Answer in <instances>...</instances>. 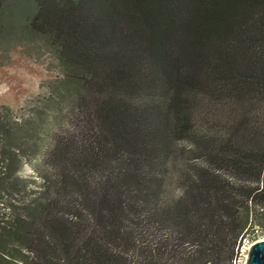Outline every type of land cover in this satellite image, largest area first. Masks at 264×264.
I'll return each mask as SVG.
<instances>
[{
    "label": "trees",
    "instance_id": "obj_1",
    "mask_svg": "<svg viewBox=\"0 0 264 264\" xmlns=\"http://www.w3.org/2000/svg\"><path fill=\"white\" fill-rule=\"evenodd\" d=\"M0 43L50 55L62 107H0V264H233L264 236V0H0Z\"/></svg>",
    "mask_w": 264,
    "mask_h": 264
},
{
    "label": "rangeland",
    "instance_id": "obj_2",
    "mask_svg": "<svg viewBox=\"0 0 264 264\" xmlns=\"http://www.w3.org/2000/svg\"><path fill=\"white\" fill-rule=\"evenodd\" d=\"M23 50L10 43H0V107H8L16 113L28 112L37 100L41 108L36 112L40 113L42 129L48 130L60 119L62 107L45 96L49 95L52 82L60 76L50 55L35 49L34 56L28 57ZM32 164H36L35 161ZM32 164L25 168V174L34 175ZM263 239L264 236L243 240L233 264H246L251 245Z\"/></svg>",
    "mask_w": 264,
    "mask_h": 264
},
{
    "label": "water",
    "instance_id": "obj_3",
    "mask_svg": "<svg viewBox=\"0 0 264 264\" xmlns=\"http://www.w3.org/2000/svg\"><path fill=\"white\" fill-rule=\"evenodd\" d=\"M246 264H264V239L251 245Z\"/></svg>",
    "mask_w": 264,
    "mask_h": 264
}]
</instances>
